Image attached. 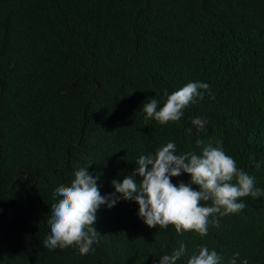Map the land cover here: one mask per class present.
I'll list each match as a JSON object with an SVG mask.
<instances>
[{"label":"trees","instance_id":"obj_1","mask_svg":"<svg viewBox=\"0 0 264 264\" xmlns=\"http://www.w3.org/2000/svg\"><path fill=\"white\" fill-rule=\"evenodd\" d=\"M188 82L210 90L178 123L145 118L143 104ZM197 139L221 141L264 190V0H0V264H159L181 243L177 264L200 246L264 264V195L210 217L205 237L150 228L121 198L97 211L94 251L43 247L53 192L76 170L108 195L140 155L170 141L199 153Z\"/></svg>","mask_w":264,"mask_h":264},{"label":"clouds","instance_id":"obj_2","mask_svg":"<svg viewBox=\"0 0 264 264\" xmlns=\"http://www.w3.org/2000/svg\"><path fill=\"white\" fill-rule=\"evenodd\" d=\"M209 90L210 85L203 82H188L171 94L165 89L162 106L155 98L143 104L145 118L162 125L178 123L184 110L197 99L203 100ZM191 123L202 130L207 121L197 116ZM196 145L199 153L177 154L175 143L170 141L154 154L140 155L131 175L122 181H111L115 191L108 195H101L97 183L100 177L93 176L89 167L76 170L69 184H61L53 192L55 202L50 206L46 221L50 232L43 247L54 250L74 246L81 255L94 251L92 246L100 235L94 227L97 211L101 206L114 207L121 198L139 205L138 216L150 228L172 226L178 234L192 231L205 237L210 217L212 225L219 226L220 217L239 213L246 207L242 198L264 195V190L256 187L255 177L238 168L236 161L225 153L221 141L214 145L197 139ZM181 173L188 174L190 182L174 184L171 178ZM207 202H211L210 205ZM185 254L186 245L181 243L170 255L160 257L159 264H177ZM239 259L240 254L234 253L229 264H237ZM221 260L214 249L200 246L187 264H220ZM241 264L248 261L244 259Z\"/></svg>","mask_w":264,"mask_h":264}]
</instances>
